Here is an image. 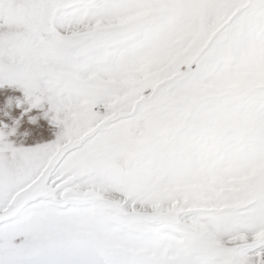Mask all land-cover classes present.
Here are the masks:
<instances>
[{"label":"snow or ice","instance_id":"6c2138e0","mask_svg":"<svg viewBox=\"0 0 264 264\" xmlns=\"http://www.w3.org/2000/svg\"><path fill=\"white\" fill-rule=\"evenodd\" d=\"M0 264H264V0H0Z\"/></svg>","mask_w":264,"mask_h":264}]
</instances>
